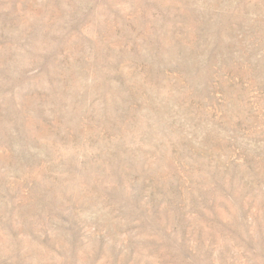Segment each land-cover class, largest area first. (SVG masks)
I'll list each match as a JSON object with an SVG mask.
<instances>
[{
  "label": "rangeland",
  "instance_id": "obj_1",
  "mask_svg": "<svg viewBox=\"0 0 264 264\" xmlns=\"http://www.w3.org/2000/svg\"><path fill=\"white\" fill-rule=\"evenodd\" d=\"M0 264H264V0H0Z\"/></svg>",
  "mask_w": 264,
  "mask_h": 264
}]
</instances>
